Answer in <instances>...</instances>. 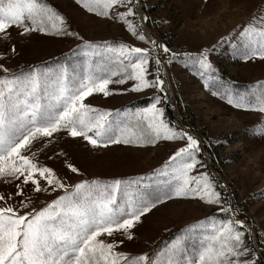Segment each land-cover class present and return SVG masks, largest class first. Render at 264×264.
I'll use <instances>...</instances> for the list:
<instances>
[{
    "label": "snow or ice",
    "instance_id": "obj_1",
    "mask_svg": "<svg viewBox=\"0 0 264 264\" xmlns=\"http://www.w3.org/2000/svg\"><path fill=\"white\" fill-rule=\"evenodd\" d=\"M76 3L96 16L121 21L128 32L150 46L84 40L48 0H0V39H9L13 27L22 30L20 35L76 37L82 43L73 54L83 52L85 57L75 64L32 65L19 71L0 64V179L15 182V197L21 198L19 203H8L15 198L0 193L5 204L0 206V264H258L252 231L236 218L239 209L229 206L225 186L208 171L202 159L203 142L165 117L162 104L168 97L161 78V50L168 56V65L182 59L213 96L236 109L264 114V81L243 91L224 81L209 58L220 42L199 52L186 51L182 57L158 44L144 29L149 17L140 16L138 0ZM232 53L243 61L264 60V16L253 15ZM129 81L133 82L130 91L155 88L158 94L134 111L113 112L86 103L93 94L111 95L110 85ZM253 132L264 137V123ZM61 133L81 138L93 148L143 147L160 141L185 144L148 176L66 184L32 151L37 142H42L39 151L48 148ZM67 167L79 173L73 164ZM198 168L203 170L193 174ZM25 186L31 189L27 195ZM57 190L62 194L51 202L32 207L33 194ZM173 199H198L220 207L218 213L181 229L151 256L117 250V244L123 243L115 239L117 235L132 240L142 217ZM260 243L264 244V235Z\"/></svg>",
    "mask_w": 264,
    "mask_h": 264
},
{
    "label": "rangeland",
    "instance_id": "obj_2",
    "mask_svg": "<svg viewBox=\"0 0 264 264\" xmlns=\"http://www.w3.org/2000/svg\"><path fill=\"white\" fill-rule=\"evenodd\" d=\"M48 2L67 18L71 30L78 32L84 40L122 41L142 48L150 46L128 32L121 21L89 13L76 0ZM138 2L141 5L140 16L149 17L144 29L158 44L168 46L182 57L186 51L199 52L220 42L209 58L224 81L242 91L249 85L264 81V60L243 61L234 58L232 53L233 45L240 40V32L252 23L253 15L264 16V0ZM21 31L13 27L9 39H0V64L9 71L27 69L32 65L75 64L85 59L83 52L73 54V50L82 43L76 37L37 32L20 35ZM13 47L15 52L12 51ZM167 59L168 56L161 50L164 65L161 78L166 81L168 97L162 104L165 117L203 142L202 159L206 161L208 171L225 186L229 206L239 209L241 214L236 218L243 220L252 231L256 259L258 264H264V244L260 243V237L264 235V137L253 132L257 125L264 123V114L232 107L225 100L213 96L195 70L186 67L182 59L171 65L166 63ZM150 71L154 72V68H150ZM0 75H3L2 70ZM132 83L110 85L111 95L93 94L86 99V103L113 112L125 109L134 111L137 107L147 106L150 98L158 94L155 88L130 91ZM40 144L42 142H37L32 148V151L38 152L36 159L53 168L66 184H75L85 179L110 181L148 176L154 169L160 168L178 147L184 146L185 141H160L156 145L143 147L119 144L93 148L81 138L61 133L54 137V143L50 145L52 151L48 155L38 150ZM208 148L213 156L215 152L219 156L217 159L216 155V167L211 165ZM68 163L76 166L79 173H72L67 167ZM202 170L198 168L193 174ZM30 190L29 186H25L26 195ZM16 191L15 182L5 183L0 179V193L15 198L8 203H19L21 198L15 197ZM60 194L62 190L33 194L32 207L42 208ZM46 196L47 201L38 205ZM0 206H5L3 201H0ZM219 207L208 206L198 199L166 201L142 217L133 229L132 240L117 235V241L123 240L122 244H117V250L129 255L148 253L151 256L166 242L171 243L181 229L218 213Z\"/></svg>",
    "mask_w": 264,
    "mask_h": 264
},
{
    "label": "trees",
    "instance_id": "obj_3",
    "mask_svg": "<svg viewBox=\"0 0 264 264\" xmlns=\"http://www.w3.org/2000/svg\"><path fill=\"white\" fill-rule=\"evenodd\" d=\"M176 120V119H175ZM42 147V144H40V147L38 148V150ZM208 147V146H207ZM51 147L49 146L48 148L44 149L42 151V153H45L46 155H48L50 152H51ZM216 155H217V159H219V156L218 154L215 152V155L213 156L211 150L208 148V157L210 158V162H211V165L216 167V163H215V159H216ZM45 156V155H44ZM43 156V157H44ZM41 163V162H40ZM48 196V195H47ZM47 196L44 197L43 199H41V201L38 203V205H41L43 203H45L47 201Z\"/></svg>",
    "mask_w": 264,
    "mask_h": 264
}]
</instances>
